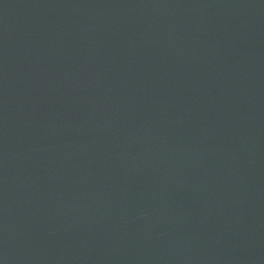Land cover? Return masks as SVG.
I'll return each mask as SVG.
<instances>
[{
    "label": "water",
    "instance_id": "water-1",
    "mask_svg": "<svg viewBox=\"0 0 264 264\" xmlns=\"http://www.w3.org/2000/svg\"><path fill=\"white\" fill-rule=\"evenodd\" d=\"M0 264H264V0H0Z\"/></svg>",
    "mask_w": 264,
    "mask_h": 264
}]
</instances>
